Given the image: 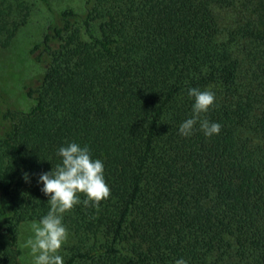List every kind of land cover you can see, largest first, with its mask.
Returning <instances> with one entry per match:
<instances>
[{"label": "trees", "instance_id": "1", "mask_svg": "<svg viewBox=\"0 0 264 264\" xmlns=\"http://www.w3.org/2000/svg\"><path fill=\"white\" fill-rule=\"evenodd\" d=\"M13 3L0 0V51L28 10ZM86 6L31 48L46 69L29 112L0 87V264H23L21 227L49 208L38 177L70 141L103 160L111 192L64 214V264H264V0ZM189 87L215 92L201 117L219 134H179Z\"/></svg>", "mask_w": 264, "mask_h": 264}, {"label": "clouds", "instance_id": "2", "mask_svg": "<svg viewBox=\"0 0 264 264\" xmlns=\"http://www.w3.org/2000/svg\"><path fill=\"white\" fill-rule=\"evenodd\" d=\"M187 95L193 99L191 115L180 123L179 134L191 136L197 124L206 137L219 134V122L201 117L214 105L215 92L211 88L201 90L189 87ZM56 155L61 157L60 163L42 172L37 181L42 183L41 192L47 197L49 208L38 221L31 222V235L24 241L31 264H64L60 250L69 236V230L63 222L64 214L79 204L87 207L91 203L96 207L101 200L108 199L111 192L105 180L104 162L100 158H93L87 144L81 146L70 141L62 144ZM23 178L27 181L29 174L25 172ZM81 193L84 194L83 200ZM173 264H189V261L180 257Z\"/></svg>", "mask_w": 264, "mask_h": 264}, {"label": "rangeland", "instance_id": "3", "mask_svg": "<svg viewBox=\"0 0 264 264\" xmlns=\"http://www.w3.org/2000/svg\"><path fill=\"white\" fill-rule=\"evenodd\" d=\"M25 2L23 12H16L14 20L19 30L12 44L0 51V87L6 106L22 112H29L35 102L26 95L27 87H36L46 69L43 63H37L30 54L34 44L42 40L47 27L67 8H73L81 17L86 13L87 0H10L17 7ZM26 14V19L22 16ZM31 223L21 227L19 242L23 252V264H31L29 250L24 241L31 235ZM69 241L62 246L60 254H65Z\"/></svg>", "mask_w": 264, "mask_h": 264}]
</instances>
